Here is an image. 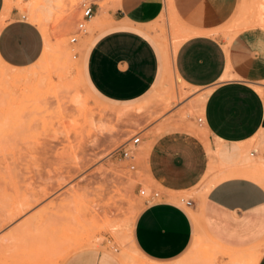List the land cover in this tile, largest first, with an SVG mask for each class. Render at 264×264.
I'll return each instance as SVG.
<instances>
[{
	"label": "rangeland",
	"instance_id": "rangeland-1",
	"mask_svg": "<svg viewBox=\"0 0 264 264\" xmlns=\"http://www.w3.org/2000/svg\"><path fill=\"white\" fill-rule=\"evenodd\" d=\"M116 2L4 0L0 28L12 10L38 29L43 48L25 68L0 60V264H62L84 249L105 252L119 264H146L127 243L146 196L161 193L144 171L143 144L166 131L162 124L171 128V115L202 130L194 102L203 90L186 87L169 71L167 83L149 102L156 103L153 114L140 116H135L139 109L109 106L88 90L82 74L84 48L109 27L108 13ZM260 4L264 0H237L232 16L216 32L224 46L244 30V20ZM88 6L102 24L85 23L76 34ZM258 28L253 29L263 31ZM147 30L169 56L190 35L173 18L170 0ZM186 113L191 123L185 122ZM133 136L139 143L129 171L117 151L129 147ZM218 245L219 255L213 253L218 247L197 235V247L180 264H255L260 257V244ZM224 248L234 252V260L223 254Z\"/></svg>",
	"mask_w": 264,
	"mask_h": 264
},
{
	"label": "crops",
	"instance_id": "crops-1",
	"mask_svg": "<svg viewBox=\"0 0 264 264\" xmlns=\"http://www.w3.org/2000/svg\"><path fill=\"white\" fill-rule=\"evenodd\" d=\"M236 4L170 0L173 18L190 35L169 56L147 30L165 13L166 0H117L109 27L84 48L88 90L109 106L139 109L135 116L153 114L156 103L149 102L169 71L186 87L203 90L196 97H204L197 110L202 130L171 115V128L162 124L166 131L143 144L144 171L161 193L138 210L127 243L146 264H180L197 235L232 248L260 244L256 264H264V29L239 31L224 46L216 32ZM3 6L0 0V15ZM91 22L102 24L95 17ZM42 48L38 29L10 10L0 28V60L25 68ZM62 264L119 262L84 249Z\"/></svg>",
	"mask_w": 264,
	"mask_h": 264
},
{
	"label": "built area",
	"instance_id": "built-area-1",
	"mask_svg": "<svg viewBox=\"0 0 264 264\" xmlns=\"http://www.w3.org/2000/svg\"><path fill=\"white\" fill-rule=\"evenodd\" d=\"M92 16V11H91V7H86L83 11H82V15L80 18V22H78L76 24V34L82 32L84 30V25L85 23L91 18ZM75 42V38L72 37L69 40L70 44H73ZM197 123H201L200 119H197ZM139 143V138L138 137H132L130 139V146L129 147H121L120 149H118L117 153L119 156V160L126 163V167L129 171H133L134 170V163H135V149L136 146ZM144 192L143 191H139V195H143ZM147 198V202H150L152 200H156L158 198V193L156 192H152L149 195L146 196ZM178 201L183 204L184 206H189V202L185 201L184 198H179Z\"/></svg>",
	"mask_w": 264,
	"mask_h": 264
},
{
	"label": "bare ground",
	"instance_id": "bare-ground-1",
	"mask_svg": "<svg viewBox=\"0 0 264 264\" xmlns=\"http://www.w3.org/2000/svg\"><path fill=\"white\" fill-rule=\"evenodd\" d=\"M92 18V16H91ZM90 18V19H91ZM90 19L88 21H90ZM88 21L86 22V24H88ZM256 27H259L261 29H264V4H260V5H257L256 7L253 8V10L250 12V14L247 16V18L244 20L243 24L241 25V29H248V28H256ZM240 29V30H241ZM203 102H204V97H199L196 99V101L194 102V105L197 107V108H201L202 105H203ZM183 108V106L178 109V111H181ZM176 115V114H175ZM185 117L186 119H189L188 121H185V122H190L191 123V119H192V116L189 114V113H186L185 114ZM201 120V119H200ZM202 123V121H201ZM199 131V129H198ZM207 131V130H206ZM138 146V145H137ZM136 146V147H137ZM213 245H215L216 247H218L220 250H217L216 252H213V253H217L219 255V252L221 251V248L220 246L216 245L215 243L211 242ZM197 247V246H196ZM194 247V248H196ZM212 249V248H211ZM214 249V248H213ZM222 250H227V249H222ZM223 252V251H222ZM230 252V253H228ZM134 253V251H133ZM254 253V252H253ZM223 254H226L228 259L229 258H232V260H234L235 258V254L234 252H231L230 250L228 251L227 250V253H223ZM212 255V254H211ZM244 255V254H243ZM248 255V254H247ZM252 255V254H251ZM246 256V254L244 255ZM257 256V255H256ZM255 256V257H256ZM247 258L249 257V259H251V257L248 255L246 256ZM253 258V257H252ZM258 258V256H257ZM241 259V258H240ZM237 260V259H236ZM248 260V259H246ZM239 260H237L238 262ZM251 260H249L250 262ZM253 261H256V259H254ZM258 261V260H257ZM234 262V261H233ZM236 263V262H235ZM253 263V262H252ZM242 264V263H241ZM243 264H246L245 262H243ZM251 264V263H249ZM256 264V263H255Z\"/></svg>",
	"mask_w": 264,
	"mask_h": 264
}]
</instances>
